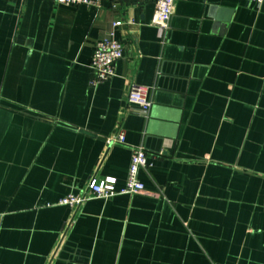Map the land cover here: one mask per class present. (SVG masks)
<instances>
[{"label": "crops", "instance_id": "0c3cea01", "mask_svg": "<svg viewBox=\"0 0 264 264\" xmlns=\"http://www.w3.org/2000/svg\"><path fill=\"white\" fill-rule=\"evenodd\" d=\"M154 12L0 0V264H264V3L176 0L164 38ZM112 30L124 56L92 86ZM139 145L143 190L59 203L124 187Z\"/></svg>", "mask_w": 264, "mask_h": 264}, {"label": "built area", "instance_id": "2783aa9c", "mask_svg": "<svg viewBox=\"0 0 264 264\" xmlns=\"http://www.w3.org/2000/svg\"><path fill=\"white\" fill-rule=\"evenodd\" d=\"M64 5H87L100 7L103 0H55ZM257 4L264 3V0H251ZM155 12L152 19L160 32L161 37H165L169 28L172 15L174 13L176 0H154ZM123 21L114 22V27L122 25ZM124 46L116 38L114 30L109 35L96 44L90 67L93 77L90 80L92 86L109 80L116 75V62L123 58ZM153 87L132 83L127 92V101L133 105L144 116H148L153 105L151 92ZM109 145L113 143L126 142L124 130L107 139ZM149 165L148 156L143 145L135 146L128 170L126 185L122 188L116 186L117 179L106 176L102 179L96 176L89 180L87 190L81 194H69L60 200V204L68 205L73 209H78L89 197L108 198L117 194H132L144 189L143 182L139 179V170L147 168Z\"/></svg>", "mask_w": 264, "mask_h": 264}]
</instances>
